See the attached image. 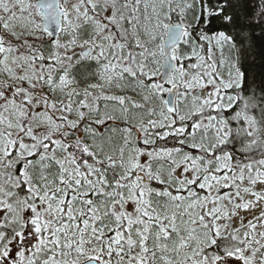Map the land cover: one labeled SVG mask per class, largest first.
<instances>
[{"label": "snow or ice", "instance_id": "snow-or-ice-1", "mask_svg": "<svg viewBox=\"0 0 264 264\" xmlns=\"http://www.w3.org/2000/svg\"><path fill=\"white\" fill-rule=\"evenodd\" d=\"M227 7L0 0V264H264V7Z\"/></svg>", "mask_w": 264, "mask_h": 264}, {"label": "trees", "instance_id": "trees-1", "mask_svg": "<svg viewBox=\"0 0 264 264\" xmlns=\"http://www.w3.org/2000/svg\"><path fill=\"white\" fill-rule=\"evenodd\" d=\"M228 5L226 11L240 23L247 24L249 20L256 18L264 7V0H224ZM235 34L234 30L228 29ZM247 39L237 44V49L231 53L233 59L246 62L250 74L259 79L264 73V37L261 35L260 27L253 24L245 28ZM86 71V70H83ZM167 95V94H165Z\"/></svg>", "mask_w": 264, "mask_h": 264}, {"label": "water", "instance_id": "water-1", "mask_svg": "<svg viewBox=\"0 0 264 264\" xmlns=\"http://www.w3.org/2000/svg\"><path fill=\"white\" fill-rule=\"evenodd\" d=\"M161 71H162V69H161Z\"/></svg>", "mask_w": 264, "mask_h": 264}, {"label": "rangeland", "instance_id": "rangeland-1", "mask_svg": "<svg viewBox=\"0 0 264 264\" xmlns=\"http://www.w3.org/2000/svg\"><path fill=\"white\" fill-rule=\"evenodd\" d=\"M163 62V61H162Z\"/></svg>", "mask_w": 264, "mask_h": 264}]
</instances>
